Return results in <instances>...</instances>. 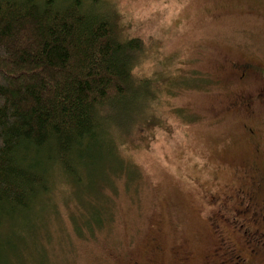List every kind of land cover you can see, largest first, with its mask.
Masks as SVG:
<instances>
[{
	"label": "rangeland",
	"instance_id": "1",
	"mask_svg": "<svg viewBox=\"0 0 264 264\" xmlns=\"http://www.w3.org/2000/svg\"><path fill=\"white\" fill-rule=\"evenodd\" d=\"M94 2L120 15L127 36L145 41L135 72L152 78L155 98L109 111L107 137L72 162L82 182L55 171L49 197L10 223L0 243L13 248V264H180L185 248L196 264L214 238L211 194L263 167L264 106L254 104L247 117L233 104L263 81L256 74L240 81L233 64H264V2ZM133 116L143 122L127 139L113 127L128 128Z\"/></svg>",
	"mask_w": 264,
	"mask_h": 264
},
{
	"label": "trees",
	"instance_id": "2",
	"mask_svg": "<svg viewBox=\"0 0 264 264\" xmlns=\"http://www.w3.org/2000/svg\"><path fill=\"white\" fill-rule=\"evenodd\" d=\"M94 1L0 0V233L49 197L55 171L82 182L72 162L107 137L109 111L155 98L135 72L145 41ZM142 122L113 128L129 139ZM12 249L0 243V264Z\"/></svg>",
	"mask_w": 264,
	"mask_h": 264
},
{
	"label": "flooded vegetation",
	"instance_id": "3",
	"mask_svg": "<svg viewBox=\"0 0 264 264\" xmlns=\"http://www.w3.org/2000/svg\"><path fill=\"white\" fill-rule=\"evenodd\" d=\"M233 65L240 81L253 74L263 81L256 94L242 93L233 103L245 107L243 110L250 117L254 104L264 106V64L245 61ZM245 128L250 135L256 134L255 129L247 125ZM244 180L245 184L222 196L211 194L206 220L214 238L204 259L196 264H264V162L263 167H254L247 173ZM191 258L192 252L185 248L178 261L189 264Z\"/></svg>",
	"mask_w": 264,
	"mask_h": 264
}]
</instances>
